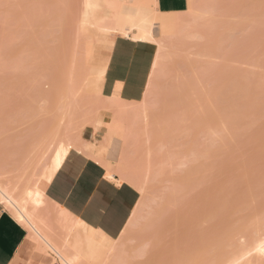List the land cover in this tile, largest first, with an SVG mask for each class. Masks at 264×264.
I'll return each instance as SVG.
<instances>
[{
  "label": "rangeland",
  "instance_id": "rangeland-1",
  "mask_svg": "<svg viewBox=\"0 0 264 264\" xmlns=\"http://www.w3.org/2000/svg\"><path fill=\"white\" fill-rule=\"evenodd\" d=\"M108 15L94 0H0V156L20 165L29 152L32 173L51 153L42 139L70 117L101 115L108 54L96 21ZM163 15L149 140L114 138L107 149L144 183L141 224L124 238L145 251L127 264H223L264 236V0H191ZM81 19L94 41L87 79ZM45 201L38 213L58 230Z\"/></svg>",
  "mask_w": 264,
  "mask_h": 264
},
{
  "label": "bare ground",
  "instance_id": "bare-ground-1",
  "mask_svg": "<svg viewBox=\"0 0 264 264\" xmlns=\"http://www.w3.org/2000/svg\"><path fill=\"white\" fill-rule=\"evenodd\" d=\"M99 1L109 8V15L100 16L96 21L98 28L105 35L102 39V48L107 53L110 52L114 43V40L108 37L110 34L122 35L135 40L150 41L156 44V54L142 99L137 102H130L119 98V95L106 96L103 94L105 101L103 100L100 103L101 108L104 110L100 108L102 111L101 115L97 117L91 116L88 120L84 118L80 121L70 117L64 122L61 129L52 131L51 135L53 136L46 140L42 139L40 142L38 141L40 146L47 144L49 147V149L47 147V150H50L51 153L48 161L40 164V168L39 166H36L37 168L34 167L33 169H36L32 173L28 172L29 167L26 164L29 152L20 156L23 160L20 165H16L17 156H7L5 158L0 156V205L15 217L17 221L27 227L29 237L36 240L41 252L52 255L50 264L54 261H58L59 264H127L131 256L141 255L145 251V245L135 249L128 245L129 242H126L127 240L124 238L128 230L133 228L134 225L141 224L139 223L141 222L139 219L140 200L126 227L121 232L123 234H120L117 238L108 239L101 234H93L92 232L85 234L77 231L75 227V223L78 222L77 217L69 213L62 206L51 203L37 187L38 180L44 176L48 177L55 172L71 149H77L97 161V163L99 162L104 165L107 178L112 176L113 180L117 182L121 180L127 181L136 187L137 190L141 189V183L144 186L141 177L131 168H128V165L121 163L126 168H118L120 166L115 168L116 165L113 166L112 162H107L104 159V155L113 137L122 139L124 143L130 140V143L128 142L129 145L139 139H136V137L144 134L147 135L145 137L142 136L144 140H149L148 133L151 127V125L149 126L151 124L149 111L157 106L159 99L156 100L153 92H156V90L159 92V88L156 90L154 88L158 86L156 79L162 76L160 75V68H162V63L160 62L162 60H160L159 56L162 54L160 51L164 48H161V46L165 44L163 43L162 45L160 43H166L165 40H167V37L165 38L167 36L166 33H161L157 37L154 36L152 27H155L154 25L157 24V28L162 32L164 15L163 12L157 9L156 0H94L95 4L100 3ZM79 24L81 26V33L85 37L83 56L85 59L84 63L86 64L84 70L85 79H87L92 58L91 46L94 41L91 35L87 33L89 23H85L81 19ZM162 70L163 73L164 68ZM160 85L162 84L160 83ZM85 127L90 131V138L83 136L82 131ZM100 127L103 130V136L101 139H98L96 135ZM125 148L127 147L125 146ZM57 153H59V164H57ZM121 155L120 158L122 159L126 157L124 150ZM123 155L125 156L123 157ZM32 160H28V162L30 163ZM45 200L49 201L51 205L54 204L57 208L54 223L58 224V230L54 228L56 224H53L52 220H48L38 213L40 207L43 209L42 206L45 205ZM249 241L248 244L246 243L247 246H244V244L242 249L240 248L239 251H236L237 253H234L231 258H227L228 260L226 259L227 261L225 260L226 262L223 264L253 263L252 259H250L252 254L254 262L258 260L257 256L263 259L264 236L255 237Z\"/></svg>",
  "mask_w": 264,
  "mask_h": 264
},
{
  "label": "crops",
  "instance_id": "crops-1",
  "mask_svg": "<svg viewBox=\"0 0 264 264\" xmlns=\"http://www.w3.org/2000/svg\"><path fill=\"white\" fill-rule=\"evenodd\" d=\"M156 2L160 12H180L191 7V0ZM152 33L156 36L155 27H152ZM137 40L122 35L115 37L107 53L102 84L104 95H119V98L130 102L142 99L157 47L153 42ZM83 136L90 138V131L88 136L83 132ZM104 159L111 162L107 150ZM103 166L77 149H71L55 172L38 180L37 187L49 201L77 217L79 224L87 231L114 239L125 227H119V221L110 223L113 211L118 208L120 220L127 225L140 194L136 187L124 181L123 194L118 196L110 187L113 180L106 177ZM50 262V255L39 250L38 243L29 237L26 227L8 211L0 209V264Z\"/></svg>",
  "mask_w": 264,
  "mask_h": 264
},
{
  "label": "snow or ice",
  "instance_id": "snow-or-ice-1",
  "mask_svg": "<svg viewBox=\"0 0 264 264\" xmlns=\"http://www.w3.org/2000/svg\"><path fill=\"white\" fill-rule=\"evenodd\" d=\"M60 163V160H59V153H57V164ZM108 179L110 180H113V177L112 176H109ZM110 187L112 188V190L114 192H116V194L119 196V195H122L123 192H122V188L124 187V181L121 180L119 182H116L115 180H113V184L110 185ZM117 221H119V227H126V225L123 224V221L120 220V216H119V209L117 208L115 211H113L111 217H110V223H116ZM123 234V233H121Z\"/></svg>",
  "mask_w": 264,
  "mask_h": 264
}]
</instances>
